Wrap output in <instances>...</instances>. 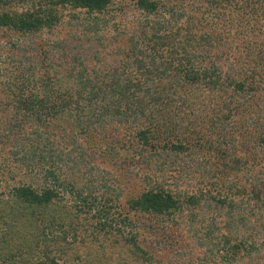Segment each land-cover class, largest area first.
Segmentation results:
<instances>
[{
	"label": "trees",
	"instance_id": "16d2710c",
	"mask_svg": "<svg viewBox=\"0 0 264 264\" xmlns=\"http://www.w3.org/2000/svg\"><path fill=\"white\" fill-rule=\"evenodd\" d=\"M0 264H264V0H0Z\"/></svg>",
	"mask_w": 264,
	"mask_h": 264
}]
</instances>
